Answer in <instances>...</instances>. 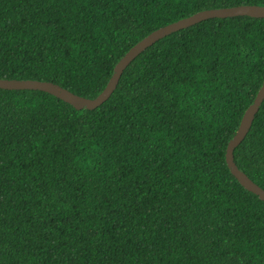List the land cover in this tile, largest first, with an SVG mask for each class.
<instances>
[{
	"label": "trees",
	"instance_id": "1",
	"mask_svg": "<svg viewBox=\"0 0 264 264\" xmlns=\"http://www.w3.org/2000/svg\"><path fill=\"white\" fill-rule=\"evenodd\" d=\"M264 0H0V79L96 98L153 31ZM264 83V18L141 53L99 107L0 89V264H264V201L226 161ZM264 188V101L234 151Z\"/></svg>",
	"mask_w": 264,
	"mask_h": 264
},
{
	"label": "water",
	"instance_id": "2",
	"mask_svg": "<svg viewBox=\"0 0 264 264\" xmlns=\"http://www.w3.org/2000/svg\"><path fill=\"white\" fill-rule=\"evenodd\" d=\"M238 16H249L253 18H264V6L260 5H239L234 7L215 8L199 11L189 17L180 19L174 23L161 27L144 39L135 44L116 64L112 77L110 78L105 89L94 99L73 93L67 88L50 81H40L33 79H0V89L7 90H39L47 92L62 101H65L77 110L88 109L93 110L105 103L113 94L118 86L123 72L126 68L147 48L154 45L157 41L179 30L188 28L198 24L204 20L211 18H229ZM264 101V83L257 93L253 103L246 109L240 126L229 141L226 151V161L233 175L239 182L250 192L259 196L264 201V188L254 182L245 172H243L236 164L234 159L235 149L242 143L247 136L254 119Z\"/></svg>",
	"mask_w": 264,
	"mask_h": 264
}]
</instances>
